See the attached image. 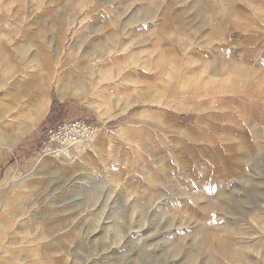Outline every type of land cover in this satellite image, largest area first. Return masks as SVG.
Returning a JSON list of instances; mask_svg holds the SVG:
<instances>
[{"label": "rangeland", "instance_id": "374dc122", "mask_svg": "<svg viewBox=\"0 0 264 264\" xmlns=\"http://www.w3.org/2000/svg\"><path fill=\"white\" fill-rule=\"evenodd\" d=\"M0 86V264H264V0H0Z\"/></svg>", "mask_w": 264, "mask_h": 264}, {"label": "built area", "instance_id": "2783aa9c", "mask_svg": "<svg viewBox=\"0 0 264 264\" xmlns=\"http://www.w3.org/2000/svg\"><path fill=\"white\" fill-rule=\"evenodd\" d=\"M98 129L95 123L84 119L63 120L44 127L41 132L43 148L47 154L59 158L79 149Z\"/></svg>", "mask_w": 264, "mask_h": 264}, {"label": "bare ground", "instance_id": "6f19581e", "mask_svg": "<svg viewBox=\"0 0 264 264\" xmlns=\"http://www.w3.org/2000/svg\"><path fill=\"white\" fill-rule=\"evenodd\" d=\"M29 75H30V73L26 74L25 78L28 77ZM50 85H51V82L49 80L43 81V83H42V87L45 88V89H47ZM58 92H59V95H60V98L61 99H64V98H66L68 96H71V95L72 96H75V97H79V98L82 97L80 95V93H77V92L76 93H73L71 90L68 89V87L66 85H59L58 86ZM161 94L162 93H160L158 95V98H159V96ZM44 97H45V100H43L41 102V107L38 110V112L36 113V114H38V113L40 114L41 113V116H43L45 114V111H47V107H48V103H49V97H48V95L46 94V95H44ZM132 105H133V103L128 102L126 105H124V107H122L121 112H126ZM101 118L103 119V117H101ZM103 122L105 123L106 121L103 120ZM30 128H31V126H30ZM25 130L27 131V129H25ZM25 130L22 129L20 132H24ZM102 131H103V126H101V128L98 129L97 133L93 137H91L90 139H88L87 142L89 144H95V142L97 143L98 141H100L104 137V134L102 133ZM77 150H79V149H77ZM77 150H76V153H79L80 150L79 151H77ZM58 159L61 160V161H63V162H65V163H71V161H70L71 158L67 154L59 157Z\"/></svg>", "mask_w": 264, "mask_h": 264}, {"label": "crops", "instance_id": "0c3cea01", "mask_svg": "<svg viewBox=\"0 0 264 264\" xmlns=\"http://www.w3.org/2000/svg\"><path fill=\"white\" fill-rule=\"evenodd\" d=\"M1 88H3V86L1 87L0 86V89ZM7 93H8V91H7ZM7 93L4 95V96H6L7 95ZM4 96H3V98L2 99H6L7 100V98L10 96V93H9V95H8V97L7 98H4ZM49 105H50V98H49V103H48V107H47V111H48V109H49ZM39 107V106H38ZM47 111H45V113H47ZM38 115V114H37ZM44 116V115H43ZM42 118V117H41ZM41 118H39L38 117V120L39 119H41ZM25 125H27V129H29V126H31V128L33 127V123L32 122H29V123H26ZM21 127H23V126H21ZM21 127H19V128H21ZM19 128H17V130H16V133L13 135V137H11V140H9L8 142H6V141H4V140H1L0 141V151L2 150L1 148H3V147H6V145H8L9 144V142L11 141L12 143H13V141H19L20 140V138L23 136V134L26 132V130H25V128H24V132H19L18 131V129ZM31 128H30V130H31ZM28 131V130H27ZM108 136V135H107ZM88 148H93V147H91V146H87ZM99 147H94L93 149H98ZM2 153L3 152H1L0 153V156L2 155ZM81 155L84 157V150L82 149V152H81V154H80V157H81ZM3 183V182H2Z\"/></svg>", "mask_w": 264, "mask_h": 264}, {"label": "trees", "instance_id": "16d2710c", "mask_svg": "<svg viewBox=\"0 0 264 264\" xmlns=\"http://www.w3.org/2000/svg\"><path fill=\"white\" fill-rule=\"evenodd\" d=\"M56 104V100H54L53 106Z\"/></svg>", "mask_w": 264, "mask_h": 264}]
</instances>
